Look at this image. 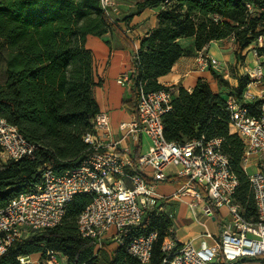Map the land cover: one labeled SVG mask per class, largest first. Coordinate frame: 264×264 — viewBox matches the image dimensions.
Masks as SVG:
<instances>
[{
    "label": "trees",
    "instance_id": "obj_1",
    "mask_svg": "<svg viewBox=\"0 0 264 264\" xmlns=\"http://www.w3.org/2000/svg\"><path fill=\"white\" fill-rule=\"evenodd\" d=\"M145 9H158L157 27L131 54L130 98L125 103L133 115L140 89L170 90L158 80L180 57L189 54L178 44L179 39L193 38L195 52L210 42L232 39L240 65L252 45L257 56L264 57V0H142L135 5V14ZM118 30L100 0H0V117L36 147L30 157L0 161V209L17 194L31 192L45 167L62 174L94 154L84 137L94 133L99 108L93 88L99 83L94 79L85 39L107 32L123 36ZM234 70L229 71L236 81L234 87L220 73L210 69V74L228 91L227 97L242 101L249 80ZM171 93V109L162 117L165 140L181 144L201 136L222 139V153L237 179L233 203L245 219L255 220L253 196L241 163L245 142L230 127L225 99L205 80H198L191 92L179 87ZM261 102L248 106L256 111ZM130 157L132 171L137 172L138 147ZM201 198L219 223L218 212L204 195ZM90 202L89 196L76 197L59 225L14 241L0 257V264H20V257L36 254L43 259L47 251L66 258L64 264H142L128 254L125 245L108 252L98 249L95 240L80 235L77 219ZM171 227V216L154 209L145 211L140 224L125 228L121 236L128 240L155 232L148 264H161L166 255L162 244ZM181 247L177 243L173 251ZM218 264H264V259Z\"/></svg>",
    "mask_w": 264,
    "mask_h": 264
},
{
    "label": "built area",
    "instance_id": "obj_2",
    "mask_svg": "<svg viewBox=\"0 0 264 264\" xmlns=\"http://www.w3.org/2000/svg\"><path fill=\"white\" fill-rule=\"evenodd\" d=\"M100 6L112 19L107 8L114 7L113 0H100ZM246 8L251 10L250 5ZM252 54L258 62L243 71L242 76L249 80L246 89L264 85V68L259 61L264 57L257 56L254 50ZM195 63L199 72L209 68L220 72L218 61L203 49L196 52ZM128 81L129 74L120 77L117 83L128 86ZM259 99L262 102L255 111L248 106L254 97L246 90L242 101L232 96L225 98L230 127L245 142L241 160L244 171L247 166L256 170L253 174L246 172L256 210L255 220L245 219L239 206L233 203L237 179L227 156L222 153V139L207 140L201 136L181 144L167 142L162 117L171 109V91L140 89L136 115L129 122L119 124L121 131L144 135L149 141L148 150L137 159V172L132 171L130 155L119 151L123 139H108L110 118L107 113L99 112L93 121L94 133L84 137L94 154L62 174L45 167L40 183L31 192L17 194L0 209V257L14 241L59 225L75 198L86 195L91 197V202L77 219L80 235L95 240L98 249H104L106 242L114 248L125 245L130 256L148 264L157 234L132 236L128 240L121 235L125 228L139 225L145 211H162L158 206L156 186L173 178L181 180V189L191 190L196 198L204 195L210 207L218 212L222 227L219 240L200 249L186 242L173 251L174 241L167 237L162 244L166 255L161 264H218L264 259V91H260ZM35 149L15 126L0 117L2 162L30 157ZM252 157L258 159L249 164ZM189 206L194 208V204ZM204 214L212 216L207 205ZM59 258V253L47 251L41 264H62ZM18 260L20 264H31L28 257Z\"/></svg>",
    "mask_w": 264,
    "mask_h": 264
},
{
    "label": "crops",
    "instance_id": "obj_3",
    "mask_svg": "<svg viewBox=\"0 0 264 264\" xmlns=\"http://www.w3.org/2000/svg\"><path fill=\"white\" fill-rule=\"evenodd\" d=\"M140 1L142 0H113V5H115L113 10L115 7L117 9L114 22L123 36L117 32H107L100 37L88 35L85 39V48L90 51L93 59L94 79L99 83L93 88V97L99 112L107 113L110 118L108 139L122 138L119 151L129 155L137 147L139 155L147 151L149 147V141L144 135L135 136L119 128L120 123L129 122L132 119L133 112L125 103L130 98L129 86H122L117 83V80L129 74L132 51L136 50L140 41L157 27L158 9H145L135 14V5ZM178 44L189 54L180 57L170 72L159 78L158 82L175 93L179 87L191 92L198 80H205L214 93H219L225 99L228 91L217 85L210 74V69L204 72L197 71L196 52L193 48L194 39H179ZM234 48L232 39L210 42L203 47L208 56L218 61L219 73L232 87L236 85V81L230 78L229 68H235V74L242 76L244 69H251L258 62L253 57L254 46L252 45L246 53L244 62L241 65L237 64ZM259 61L264 68V58ZM246 91L254 97L252 100L254 102L259 99L260 91H264V85L259 88L251 86ZM177 185L179 186L175 188ZM181 186V180L173 178L158 183L156 186L159 196L158 206L172 219L168 238L174 241V246L177 243L183 245L186 242H191L197 249L214 245L219 240L222 227L220 216L218 223L212 216L204 214L206 203L201 198H196L191 190H182ZM190 204H194L193 209L189 206ZM59 260L65 263L66 258L62 257ZM30 263L32 264L31 261Z\"/></svg>",
    "mask_w": 264,
    "mask_h": 264
},
{
    "label": "rangeland",
    "instance_id": "obj_4",
    "mask_svg": "<svg viewBox=\"0 0 264 264\" xmlns=\"http://www.w3.org/2000/svg\"><path fill=\"white\" fill-rule=\"evenodd\" d=\"M115 6V5H114ZM116 7H115V9L113 10V8H107V11L109 12V16L112 18L111 20L112 21H116L115 19H114V14H115V12H116ZM210 69V68H209ZM208 69V70H209ZM230 69L231 68H229V71H230ZM208 70H206V71H208ZM257 100H259V99H257ZM146 151H144V153H145ZM258 159V157H252L251 159H250V162H249V164H252V163H254L256 160ZM262 160H264V158H262ZM1 162H2V160H0ZM246 170H247V173L248 174H253L256 170H254V168L253 167H251V166H247V168H246ZM179 185H177L175 188H177ZM105 249L108 251V252H110V251H112L113 249H114V247L112 246V245H109L108 244V242H106L105 243ZM41 260H42V258L40 257V255L39 254H36V255H33V256H31V262H32V264H39L40 262H41ZM61 263L62 264H64V261H61Z\"/></svg>",
    "mask_w": 264,
    "mask_h": 264
}]
</instances>
